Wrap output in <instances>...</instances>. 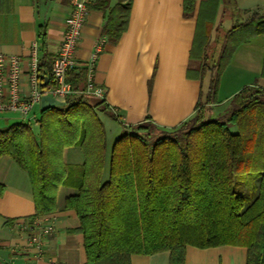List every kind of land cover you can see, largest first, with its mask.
<instances>
[{
    "label": "trees",
    "instance_id": "16d2710c",
    "mask_svg": "<svg viewBox=\"0 0 264 264\" xmlns=\"http://www.w3.org/2000/svg\"><path fill=\"white\" fill-rule=\"evenodd\" d=\"M196 2L182 0L183 16H195L188 70L201 82L186 120L161 127L147 116L125 125L107 151L98 113L115 121L117 115L104 98L85 93L86 68L78 65L66 72L74 93L63 105L39 109L37 134L24 121L0 129V155L11 157L30 178L34 217L59 208L60 187L72 190L61 208L78 218L72 231L82 235L86 264H131L133 255L162 251L169 253L168 264H184L186 246L220 245L243 246L245 264H264V86L253 82L224 102L216 98L235 49L264 35V13L240 9L235 0ZM87 4L105 16L101 36L118 41L131 0ZM229 4L230 27L219 32L217 16ZM214 29L219 39L212 48ZM45 37L41 24L38 72L49 84L53 55L46 52ZM259 76L264 78V55ZM70 147L81 151V162L64 160L62 151Z\"/></svg>",
    "mask_w": 264,
    "mask_h": 264
},
{
    "label": "crops",
    "instance_id": "0c3cea01",
    "mask_svg": "<svg viewBox=\"0 0 264 264\" xmlns=\"http://www.w3.org/2000/svg\"><path fill=\"white\" fill-rule=\"evenodd\" d=\"M200 1L197 0V5ZM235 4L240 9L259 8L264 13V0H235ZM70 6L71 0H0V50L20 56L22 93L29 91L28 49L33 42L37 43L39 25L45 26L46 52L54 56ZM104 17L102 11L88 9L75 57L78 64L83 65L95 44L103 40L94 64L93 82L105 88L104 100L117 115L116 122L123 119L126 125H134L148 116L158 126L172 127L190 117L201 82L194 70H188L195 16H183L182 0H131L126 30L116 42L101 36ZM219 18L218 15L215 28L221 25ZM216 36L214 29L211 42L219 39ZM259 38L261 44L253 45L249 51L243 50L244 45L249 46ZM211 45L212 48L216 46ZM263 55L264 36L255 37L235 49L224 70L227 76L230 67L235 70L234 75L229 76L232 80L227 82L230 91L220 101L224 102L244 85L256 82L264 86V78L259 76ZM245 74L248 80L243 77ZM35 108L39 110L40 103ZM12 123L8 117L4 118L0 120V129ZM63 158L66 162L79 163L83 155L76 147H70ZM0 183L3 185L0 264H86L82 235L72 231L78 225V218L74 211L61 208L64 196L71 189L60 187L59 208L55 212L34 217L30 178L7 155H0ZM30 226H51V230L37 244L29 238ZM203 250L209 251L207 260L212 264H245L246 248L233 245L204 249L186 246L184 264L190 261L209 264L200 258ZM168 257V251L133 255L131 264H168Z\"/></svg>",
    "mask_w": 264,
    "mask_h": 264
},
{
    "label": "built area",
    "instance_id": "2783aa9c",
    "mask_svg": "<svg viewBox=\"0 0 264 264\" xmlns=\"http://www.w3.org/2000/svg\"><path fill=\"white\" fill-rule=\"evenodd\" d=\"M88 0H71L70 11L65 18V28L58 49L54 54L49 75L51 82L44 84L38 72V44L33 42L28 49L29 70L28 93H22L20 87L21 67L20 56L6 54L0 50V112H17L26 118L43 95L52 96L64 101L68 95L74 93L69 82L66 81V72L78 66L75 52L81 38V31L86 20ZM102 39L95 44L89 59L83 64L86 68L85 93L96 98H104L105 88L93 82L94 64L101 51ZM29 121V119H27ZM30 240L41 242L50 233L51 226H30Z\"/></svg>",
    "mask_w": 264,
    "mask_h": 264
},
{
    "label": "rangeland",
    "instance_id": "374dc122",
    "mask_svg": "<svg viewBox=\"0 0 264 264\" xmlns=\"http://www.w3.org/2000/svg\"><path fill=\"white\" fill-rule=\"evenodd\" d=\"M231 12H232V4H229L228 12L219 13V17H220L219 21L221 22V25L219 28L220 32L226 31L230 27V13ZM258 36H264V35H257V36H254L253 38L258 37ZM253 38H251V39H253ZM213 42L214 41H212L211 43H213ZM260 42H261V38L253 41V43H251L249 45L250 47L247 45H244L246 47H242V48H243V50L249 51V48H251L253 45L258 46L259 44H261ZM243 44H246V43H243ZM218 47H219V44L217 45V47L215 49L214 58L218 54ZM240 50H242V49H240ZM229 62H230V60L227 63H225V65L223 66V70L220 74L219 86H218V90L216 92V98L218 100L223 99L225 97V95H228L225 93L230 91V90H227L229 88L227 85V82H228V80H232V78H230V77L234 75L233 72L235 70L233 69V67H230V70L228 71V76L225 75L224 70L228 66V64H230ZM242 72H244V71H242ZM243 77H245L246 80L249 79V78H246V77H249L246 74L243 75ZM206 87H207V80L204 79V81L202 82L203 90H205ZM38 115H39V110H37L36 108L35 109L33 108L26 118H22L21 115L17 112H3V113L0 112V120L2 121V119L4 120V118L8 117L10 119V123L19 122V121L28 122L31 126L32 131L35 134H37L39 128H38V123L35 122V118H37ZM98 117L100 118L101 122L103 123V127H104V130L106 133V144H107V151H108L110 149L111 144L115 140V138L118 137L122 133V131L124 130V126L126 125V122L123 119L120 120V122H116L115 120L111 119L110 117L103 114L102 112L98 113ZM27 119H29V121H27ZM65 150H67V148L63 149V151H62L63 154H64ZM76 150L81 152L78 148H76Z\"/></svg>",
    "mask_w": 264,
    "mask_h": 264
},
{
    "label": "water",
    "instance_id": "95a60500",
    "mask_svg": "<svg viewBox=\"0 0 264 264\" xmlns=\"http://www.w3.org/2000/svg\"><path fill=\"white\" fill-rule=\"evenodd\" d=\"M40 106L41 107H47V106H59V105H63L64 104V101L62 100H58L52 96H49V95H43L41 98H40Z\"/></svg>",
    "mask_w": 264,
    "mask_h": 264
},
{
    "label": "bare ground",
    "instance_id": "6f19581e",
    "mask_svg": "<svg viewBox=\"0 0 264 264\" xmlns=\"http://www.w3.org/2000/svg\"><path fill=\"white\" fill-rule=\"evenodd\" d=\"M208 253H209V251L203 250L202 253L200 254V256H201L200 258H201L203 263L209 262V260H207ZM188 264H193V263H192V261H190V262H188ZM209 264H212L211 261L209 262Z\"/></svg>",
    "mask_w": 264,
    "mask_h": 264
}]
</instances>
